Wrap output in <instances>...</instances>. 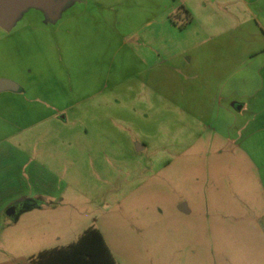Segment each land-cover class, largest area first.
Instances as JSON below:
<instances>
[{"label":"rangeland","instance_id":"1","mask_svg":"<svg viewBox=\"0 0 264 264\" xmlns=\"http://www.w3.org/2000/svg\"><path fill=\"white\" fill-rule=\"evenodd\" d=\"M220 2L191 0L195 19L182 29L181 19L159 23L167 0H66L58 16L30 8L11 31L0 28V76L21 85L26 98L66 109L65 120H57V174L67 193L61 238L14 249L3 223L0 264H30L43 249L77 241L89 226L101 231L116 264H225L222 250L247 242L234 219H225L231 238L221 239L216 228L217 189L224 205L232 199L240 207L234 218L241 225L254 216L239 204L247 198L238 192L245 178L230 176L243 169L230 168V155L222 161L210 142L212 68L198 67L196 58L188 63L184 52L198 44L199 27L219 23ZM154 13L158 23L145 26ZM151 30L157 36L149 46ZM202 71L205 83L197 80ZM219 172L226 177L218 179Z\"/></svg>","mask_w":264,"mask_h":264},{"label":"crops","instance_id":"2","mask_svg":"<svg viewBox=\"0 0 264 264\" xmlns=\"http://www.w3.org/2000/svg\"><path fill=\"white\" fill-rule=\"evenodd\" d=\"M162 1L150 0V3L156 5ZM173 1L168 3L167 0L168 10L160 21L154 13V18H147L144 25L152 26L158 21L165 24L179 9ZM220 1L216 12L219 23L209 29L199 27L198 44L184 52L191 54L188 63L196 58L198 67L212 68L217 86L213 98L210 142L214 141L215 154L222 161L230 155V168L243 169L230 176L245 178V184L238 192L246 193L247 198L240 199L239 204L254 216L241 225L234 218L240 207L232 205V199H224V205L222 190H216V228L221 239L231 238L234 234L226 233V229L232 228V223L225 219H234L236 233L241 234V229H246L248 235L247 242L240 241L229 251L222 250V260L225 264H264V0ZM190 2L180 0V4L195 19L194 6ZM201 2V11H206L208 7L204 1ZM170 26L173 27L171 22ZM136 33L133 30L131 35ZM148 34L150 36L146 35L144 42L151 46L156 40V30ZM239 41L242 45H238ZM192 50H195L196 57L192 55ZM143 58L149 60L150 55L144 54ZM210 60L212 65L208 62ZM204 73H197L198 82L205 83L199 79ZM0 79L8 78L0 76ZM17 85L15 92L0 93V229L4 223L6 243L14 249L25 250L46 241L57 242L61 238L57 227L64 217L62 209L67 206V193L66 188H61L62 180L57 174V120H65L61 115L66 109L57 110V106L49 104L48 98L30 100L26 98L24 88ZM221 163H217L218 169L222 168ZM219 175L218 179L226 177L220 172ZM31 201L40 204L35 208H24V203ZM19 205L18 212L9 216L8 211ZM184 210L189 211L187 207ZM223 212L229 215L224 216Z\"/></svg>","mask_w":264,"mask_h":264},{"label":"trees","instance_id":"3","mask_svg":"<svg viewBox=\"0 0 264 264\" xmlns=\"http://www.w3.org/2000/svg\"><path fill=\"white\" fill-rule=\"evenodd\" d=\"M174 18L183 21L180 25L181 29L192 21V16L183 6L171 16V21L176 26ZM39 204L35 201L25 202L24 208H35ZM29 262L30 264H116L102 234L94 227L86 229L77 241L65 247L41 251L30 257Z\"/></svg>","mask_w":264,"mask_h":264},{"label":"water","instance_id":"4","mask_svg":"<svg viewBox=\"0 0 264 264\" xmlns=\"http://www.w3.org/2000/svg\"><path fill=\"white\" fill-rule=\"evenodd\" d=\"M66 0H0V28L10 30L18 17L30 8L42 9L52 16H58ZM18 85L8 79H0V93L5 91L15 92ZM142 147L139 146V149ZM21 206L8 211L9 216L18 212Z\"/></svg>","mask_w":264,"mask_h":264}]
</instances>
